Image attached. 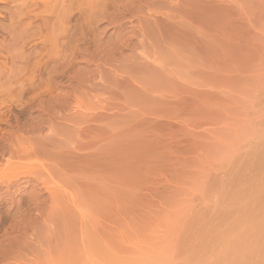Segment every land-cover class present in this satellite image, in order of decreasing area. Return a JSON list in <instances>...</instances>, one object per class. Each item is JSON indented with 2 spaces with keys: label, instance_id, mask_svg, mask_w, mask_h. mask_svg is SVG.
Masks as SVG:
<instances>
[{
  "label": "rangeland",
  "instance_id": "obj_1",
  "mask_svg": "<svg viewBox=\"0 0 264 264\" xmlns=\"http://www.w3.org/2000/svg\"><path fill=\"white\" fill-rule=\"evenodd\" d=\"M261 136L264 0H0V264L209 262Z\"/></svg>",
  "mask_w": 264,
  "mask_h": 264
},
{
  "label": "bare ground",
  "instance_id": "obj_2",
  "mask_svg": "<svg viewBox=\"0 0 264 264\" xmlns=\"http://www.w3.org/2000/svg\"><path fill=\"white\" fill-rule=\"evenodd\" d=\"M247 145H248V143H247ZM260 145L264 146V142ZM260 147L261 146L257 147V149L260 150ZM254 149L256 150V148H253V150L251 152H253ZM258 150H256L257 153H259ZM261 153H259L260 155L258 154L259 158L257 157L256 153H254L256 156V159H254V160L258 161L257 163H254V165L255 164L257 165V170H258V168H260L259 174L262 173L261 169L264 173V148H263V153L262 154ZM239 154H241V153H239ZM246 156L247 155L244 154L242 159H244V157H246ZM239 158H240V156H239ZM249 158H252V157L250 156ZM242 159H241V162L243 163ZM247 159H248V157H247ZM239 160L238 161L236 160V161L240 164ZM248 160H250V159H248ZM254 160L252 159L251 161L254 162ZM251 161H249V165L252 167L253 165H251V163H250ZM237 162L235 163V161H234V164H237ZM243 164H245V163H243ZM258 164H259V166H258ZM240 165H236L238 167V169H239ZM246 165H247V163L245 164V166ZM233 166H235V165H233ZM237 167H236V170H237ZM231 168H233V167L231 166ZM244 170H246V169H244ZM241 171L239 173H241ZM242 172H244V171H242ZM245 172H247V170ZM263 173L260 174V176H256L255 178H254L255 175L253 177H251L252 175L250 174L249 176L251 178L249 177V179H247V180H245L246 178L244 176L243 178H245V179H243V180L245 181V183H244V181H242V184H239L238 182L233 183V185L235 184V187L231 189V192H230L231 186L230 187L228 186L229 188L226 186L230 193L228 191H225V190H227V189H225L226 187H224V189H223L222 185H219V187H222V189L226 193L227 192L229 193V194L227 193L228 194V198H227V196H226L227 194L225 192H223V190H222V192H223L222 195L226 196V197H224V198H226V200L228 199L227 203L224 204L222 202V201H224L223 200L224 198H221L222 201L220 199H219L220 201H218V198H220V195H219V197H218V195H216V197H218L216 200V201H218L217 202L218 206L216 204V207H218V208H216L215 210H217V211L214 212L215 211L214 210L215 207H214L213 211H212V209H210V211H212L213 213L210 212L211 214L209 213L208 215L207 214L205 215V213H202V215L205 217L203 218L204 220L202 219L203 221L201 220V223H200L201 228H199L200 227L199 224L195 223L196 220H197V222L200 221V219L196 218V217L194 218L195 220L193 219L194 222L192 220V223L191 222H189V223L194 224V226H195V224H197L198 226L196 225L195 227L199 228V230L195 229V227L191 224H189V226L186 225L189 228V230H190V225L192 226L191 228H193V231H194L193 233H195V230H198V232L195 233V234H197L196 236L194 234H192V235L195 236L194 238L199 241V244H198V242L196 244V240H194V238L190 234L192 229H191V231H189L186 226L184 227V229L187 228V229H185L186 232H187V230L189 232L188 237L189 236H190V238L192 237L191 239L193 241H195V243L193 241H191V242L196 244V246H194L193 244H191V242H189L187 244V246L189 245L188 247H190V244H191V251L187 250L188 249L187 246H186V249L184 247H182V249L188 251V253L191 252L190 254H193L195 250L197 251L198 248L205 246L206 242L212 241L214 244L215 250H216V247H218L219 245H221L222 248L219 247V249H217V250H220L219 252H217V250L215 252L214 249L212 250L213 254L211 253L212 255L210 256V258L212 256H214L215 258L214 257H213V259L211 258V261H209V262H208V260H210V259H206V258H209V256H208L209 254H205L204 250L199 252L200 253L199 257H198V259L200 260V261L198 260L199 263H201V264L206 263V261H205V259H206L208 264H264V174ZM223 174H225V173H223ZM213 178H215V177H212V179ZM230 178L228 180L232 181L234 177H232V180ZM223 182H224V180H223ZM211 183H213V182H211ZM228 183H230V182H228ZM225 184H227V183H224L223 185H225ZM211 185H214V184H211ZM216 185H217V183H216ZM230 185H232V184H230ZM215 188H213V189H215ZM205 191H206V189H205ZM220 191H221V189H220ZM217 194H219V193H217ZM216 201H213V202L215 203ZM229 207L231 209H229ZM206 211L208 212L209 210H206ZM195 215H196V213H195ZM198 215L200 216L201 214L198 213ZM190 217H191V215H190ZM200 218H202V217H200ZM184 219H187V218H184ZM188 221H189V218H188ZM185 222H187V221H185ZM182 235H183V233H182ZM185 235H187V234H185ZM182 237H181V240L183 239ZM188 237H187V239H186V237L184 238L187 242L189 239ZM196 237H198L199 239ZM185 240H183L184 242H181L182 246H185L184 244L187 243ZM186 251H184V253ZM214 253H217V254H215L216 256L214 255ZM187 256H188V259L193 260V258H195L197 260V257L194 255H192V256H194L192 258L189 257V256H191L189 254H187ZM175 257H177V256H175ZM203 261H205V262H203ZM199 263L197 262V264H199Z\"/></svg>",
  "mask_w": 264,
  "mask_h": 264
}]
</instances>
